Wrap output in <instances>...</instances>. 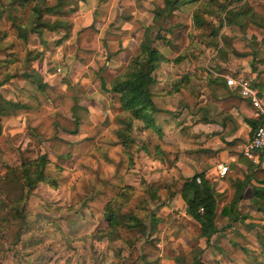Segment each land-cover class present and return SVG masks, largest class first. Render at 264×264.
Wrapping results in <instances>:
<instances>
[{
    "label": "rangeland",
    "instance_id": "1",
    "mask_svg": "<svg viewBox=\"0 0 264 264\" xmlns=\"http://www.w3.org/2000/svg\"><path fill=\"white\" fill-rule=\"evenodd\" d=\"M27 1L23 6L20 0H0V82H4L0 95L25 107L15 116L1 121L0 247L8 251L16 248L30 250V264H162V258L158 256L169 254L176 264H193L201 251L196 238L197 225L191 221L187 224L186 219L161 220L165 207L179 196L186 180L175 166L174 155L169 156L167 162L155 159L152 155L156 153V138L149 130L140 131L138 123L133 124L130 134L134 143L124 147L116 135L120 128L118 121L108 113L109 103L104 102L105 94L97 86L96 92L84 90L79 82L63 86L61 83L67 75L56 72L57 67H51L62 38L70 36L71 29L78 28V35L86 28L81 21L88 9L86 1L46 0L49 7L58 1L63 5L59 12L43 14L42 20L51 23L59 20L65 27L56 32L43 30L40 35L31 31L34 19L30 9L37 0ZM245 2L262 12L261 0ZM125 15L118 16L115 21L108 17L97 18L102 22L92 25L98 28L93 42L97 53L87 65L77 66L80 64L76 59L77 38L75 45L65 49V52H73L68 58H73V64L78 67V71L71 70L74 76L89 79L90 74L97 73L95 65L109 80L125 69L123 57L117 67L105 66L107 50L117 55L123 51V44L131 49L137 46L138 25L132 22V18L129 20L131 31H121ZM77 18L78 22L75 21ZM11 19L21 25L23 31L18 30ZM211 20L216 19L212 17ZM107 25L112 33L106 31ZM254 29L246 24L241 30L233 27L224 31L229 44H236L237 51L233 49V52H238L240 57H251L253 51L260 57L261 51L255 41L262 40L264 34L256 37ZM153 31L158 32L157 29ZM109 36H113L112 40ZM106 41L113 42L114 47L108 48ZM100 45H105V49ZM133 53L126 54L132 56ZM46 63L47 82L37 73ZM88 65L92 67L86 69ZM23 73L31 78L24 79ZM33 78L38 79L44 88H38L31 81ZM113 102L118 104L117 97H113ZM85 106L94 108L93 113L87 112ZM76 117L81 121L77 135L72 133L76 129ZM41 155H45L49 162L45 175L56 186L40 183L25 201L21 181L9 168H19L22 163ZM7 156L12 158L7 159ZM233 174L228 173L223 180L233 178ZM217 200L219 210L222 203L220 198ZM109 203L115 205L119 215L137 216L141 226L138 229L118 227L116 235L109 234L104 217L105 206ZM245 211L242 208L239 215L242 221L246 216L259 223L250 226V240H237L227 230L224 233L225 225H219L222 221L217 219L218 232L223 236H216L218 239L210 246L211 250L205 247L198 258L202 264H220L214 261L217 254H221L222 262L227 261L223 254L232 249V264H264V242L262 244L259 240L261 237L264 240V225L261 224L264 214L253 209L248 213L250 215H244ZM152 218L157 222L159 218L161 222L155 225ZM170 223L188 228V239L191 240L188 245L182 241L174 244L169 240L166 233ZM254 239L260 243H252ZM260 245L263 246L259 249L261 252L257 251ZM237 249H241L239 255Z\"/></svg>",
    "mask_w": 264,
    "mask_h": 264
},
{
    "label": "crops",
    "instance_id": "2",
    "mask_svg": "<svg viewBox=\"0 0 264 264\" xmlns=\"http://www.w3.org/2000/svg\"><path fill=\"white\" fill-rule=\"evenodd\" d=\"M85 1L88 9L82 16L81 21L83 27L87 28L94 23H102L97 19L100 17H108L109 20L115 21L118 16L123 14L129 15L124 16L121 31H124V33L131 31L132 23L129 22L131 18L132 22L135 21L134 23L138 25V43L136 48H127L126 44H123L121 48L123 51L119 49L122 52L117 53V55H113L112 52L108 50L106 51L107 62H105V66L113 68L122 63L120 61L122 57L124 58V64H128L131 57L130 55L133 52L135 53L139 47L144 29L153 24V11L156 8H162L164 0ZM182 1L183 3L170 13L168 19L162 24L160 33L164 41H156L154 44V47L166 61L161 63L156 70L154 74V84L150 88L152 102L155 108L159 110L154 116V126L155 130H158V132L152 133L163 155L158 156L161 159L156 157L155 154L152 156L158 161L167 162L168 157L174 155L176 162L175 166L181 176L186 179L196 175L203 176L205 180L214 186L216 204L218 202L217 198H220L222 204L219 210L217 209L216 211L215 225L217 233L210 239L208 245L203 239L199 238L200 226L187 215L186 204L180 194L167 206V208L165 207V212L162 213L161 218V220L165 222H171L175 219H186L185 222L187 224L190 221L195 223L198 229L196 237L199 243L198 247L204 251L205 247L214 245V241L218 239L216 237L217 235L223 236V234L218 232L217 219L222 221L219 225H225V228H223L224 233L227 230L229 235H233L232 237H236L237 240L245 241L250 240V238H248L250 236L249 230L251 231L250 226H254V223L259 224L253 220L250 221L246 216H243L245 220L242 221V217L239 216L241 215L242 208L246 209L244 215H250L248 213H251L253 209L257 211L256 207L251 203L253 198L252 186H257L253 181H251V184L246 188L241 201H239L235 208L234 216H236V219H231L230 221V219L220 215L222 208L229 205L234 196V188L231 186V182L234 180H243L244 174H246V167L244 163L241 162L246 159L241 157V150L251 139L254 132L253 126L257 128L259 125V117L247 101L239 98L236 91L229 88L225 89L215 81L213 82V80H224L223 77L225 76H243L253 80L256 85L259 74L264 71V35L262 36V40L256 39L255 41L258 42L257 46L261 51L259 58L255 51H253L251 57L248 56L247 58L240 57L238 52H233V49L237 51L235 48L236 44H229L224 36V31L227 28L233 27L241 30L246 24L251 26L252 22L248 16V18L238 19L237 23L225 24L224 22L217 37V44L213 46L209 43L210 39L203 36L205 31L203 29H196L193 26V15L203 6L206 0ZM219 1L224 5H228V10L236 12L238 9L244 8L248 10L249 14H264V0H261L263 5L262 12L247 6L246 0H242L241 2H234V0ZM114 5H116V8H114ZM205 17L210 20H207ZM211 18L212 17H207V15L204 16L207 23L217 24V20L214 21L211 20ZM78 19L79 18L75 21L78 22ZM109 26L110 25H107L105 27L106 31L112 33ZM182 27L187 28L188 36L186 35V37L189 38L180 46L177 38L181 33ZM96 29L98 30V28ZM254 30L256 31L254 33L256 37H259L258 34L260 33L264 34L260 29L256 28ZM77 31L78 28H76V30L71 29L70 36L62 38L57 44V54H55L56 56L51 60V67H57L56 72L67 75V78L61 83L63 86L71 85L73 82H79L83 85L84 90L88 89V91H90L92 89L93 92H96V86L100 89V83L103 79L108 88L111 79L106 80L103 76V71L95 68V65L94 69H97V73L93 72V75L90 74L89 79H83L82 76H74L71 72L73 69L74 71H78V67L82 66L78 63L77 67L73 64V58H68L72 57V51L65 52L66 48L75 45L74 40L76 41ZM173 37L176 38L174 39ZM108 38L112 40L113 36H109ZM105 43L108 45V48L111 45L114 47L113 42L109 43L106 41ZM100 48L105 49V45H100ZM227 49L230 50L228 51ZM129 51H131V54L127 55L126 53ZM178 58H183V60L177 62L176 60ZM70 66L72 67L70 68ZM89 67L92 66L88 65L85 68L88 69ZM47 68V63L43 64L37 72L42 78H45V82H47V78L45 77L48 75ZM92 76H94L93 79ZM115 76L116 74L113 75V77ZM261 81L264 82V74L261 75ZM257 89L261 93L264 104V87H257ZM102 93L105 94V104L109 103L108 113L111 114V107H118V104H113V96L104 92ZM87 98L90 99V97ZM86 108L87 112L93 113L94 108ZM79 126L80 125H78V128ZM219 164L227 165L229 174L235 173L232 176L233 178L229 180H223V178L219 181H214L213 175L215 173V168ZM262 217L263 222L261 224L264 225V215H262ZM161 220L158 218L157 224L161 222ZM175 224L178 225V223ZM167 226H169V230L166 236L169 237L172 243L175 244L176 242L182 241L184 245H188L191 242V240L188 239V228L186 229L184 226L175 227L174 224L171 223L167 224ZM243 228H245V230ZM237 231L239 232L237 233ZM259 240L263 244V238L261 237ZM255 242L260 243L258 239L252 241L254 244ZM259 249H263V246L260 245V248L257 249V251L261 252ZM240 250L241 249H237L238 255ZM233 251V249L231 252L225 251V254H223L227 257V261H221V254H217L214 261L220 262V264H232L230 261H232ZM28 253H30V250L23 251L20 248H16L15 250L8 251L6 248L0 247V264H30L32 257ZM158 257L162 258V264H176L171 254L165 257L159 255Z\"/></svg>",
    "mask_w": 264,
    "mask_h": 264
},
{
    "label": "trees",
    "instance_id": "3",
    "mask_svg": "<svg viewBox=\"0 0 264 264\" xmlns=\"http://www.w3.org/2000/svg\"><path fill=\"white\" fill-rule=\"evenodd\" d=\"M83 2L85 0H82ZM242 0H234V2H241ZM20 2L27 3V0H20ZM182 0H164L162 8H156L153 11V24L147 26L144 29L143 36L141 38L137 51L130 57L125 69L109 82L108 88L104 80H101L100 90L106 94H110L113 97H117L118 107H111V114L118 121L120 128L117 130L116 135L121 141L124 147H128L134 143L130 137L134 123L140 125L142 132L151 131L157 133L154 126V116L159 112L152 102V94L150 92L151 86L154 84V74L159 68V65L166 61L154 47L156 41H164L161 33H158L162 29V24L168 19V16L173 12L180 4ZM63 2L58 1L55 6H47L46 0H37V2L30 9V15L33 20V27L31 31L39 34L44 31L56 32L59 29L65 27L64 22L54 21L48 22L42 20L43 14H54L62 9ZM228 5H224L219 0H206L202 7H200L193 15V26L196 29L206 28L203 33L204 37L210 39V44L216 46L217 37L221 31L224 22L225 24L237 23L238 19L248 18L251 19L252 26L260 29L264 32V14L252 13L249 14L248 10L244 8L238 9L236 12L227 9ZM213 17L217 20V24L207 23L204 16ZM12 23L18 30L23 31L21 25H17L15 20L11 19ZM157 29V31H153ZM187 35V28L182 27L181 33L177 38L178 43L184 44ZM78 48L76 59L82 65H87L89 61L96 55L97 50L93 45L97 31L93 26L83 28L77 35ZM25 39V36L23 37ZM94 39V40H93ZM183 60L178 58L176 61ZM255 60V58H254ZM227 73V72H225ZM259 74L256 87L263 88L264 82L261 81V75ZM24 79L31 78L29 74L23 73ZM33 83L38 85V88H44L38 79L33 78ZM218 83L221 87L227 89L225 81L222 79H215L213 82ZM4 85V82H0V87ZM22 109H25L24 105L14 103L3 99L0 95V131L1 121L4 118L15 116L16 113ZM76 129L73 134L78 131V125L80 119L76 118ZM256 126H253V130ZM141 149H144L142 146ZM155 156L162 155L159 146H155ZM14 155V153L12 154ZM8 158H12L7 156ZM161 159L160 157H158ZM161 161V160H160ZM246 167V174H244L243 180H234L231 182V186L234 188V196L229 205L222 208L220 215L228 219H236L235 208L239 201L242 199V195L246 188L251 184V181L257 184L252 186L253 198L252 205L256 207L258 212L264 213V168H256L251 162L241 161ZM49 162L45 155L38 156L31 162H24L19 168L11 169L9 171L12 175H18L19 182L21 181V191H25L22 197H25V201L28 198L30 192H32L38 184H48L50 186H56L55 182H51L45 175V170ZM9 165V164H8ZM9 167V166H8ZM196 178H200V184L196 183ZM17 180V181H18ZM183 201L186 204L187 215L200 226L199 238L203 239L208 245L210 239L217 233L215 225L217 204L215 199L214 186L210 184L203 176L196 175L192 178L186 179L180 188L179 192ZM233 216V218H232ZM104 217L109 228V234H117L118 227H125L128 229H138L141 226V221L134 215H119L113 203H109L105 206ZM154 224L157 225V220L152 218ZM202 254V250L198 252L197 257L194 259L193 264H202L198 258ZM199 261V262H198Z\"/></svg>",
    "mask_w": 264,
    "mask_h": 264
},
{
    "label": "built area",
    "instance_id": "4",
    "mask_svg": "<svg viewBox=\"0 0 264 264\" xmlns=\"http://www.w3.org/2000/svg\"><path fill=\"white\" fill-rule=\"evenodd\" d=\"M227 88L237 92L240 99L247 101L256 111L259 117V125L254 130L251 139L241 150V157L248 160L256 168L264 167V104L260 91L255 86L253 80L243 76L223 77ZM229 173V168L225 164H219L215 168L214 181L225 178ZM200 178H196V183L200 184Z\"/></svg>",
    "mask_w": 264,
    "mask_h": 264
}]
</instances>
